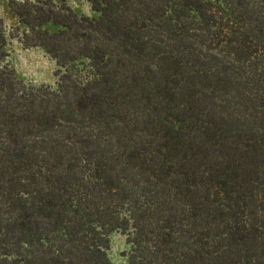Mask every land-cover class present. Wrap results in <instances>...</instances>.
Segmentation results:
<instances>
[{
  "label": "trees",
  "instance_id": "16d2710c",
  "mask_svg": "<svg viewBox=\"0 0 264 264\" xmlns=\"http://www.w3.org/2000/svg\"><path fill=\"white\" fill-rule=\"evenodd\" d=\"M9 0L57 87L5 61L0 264H264V0Z\"/></svg>",
  "mask_w": 264,
  "mask_h": 264
},
{
  "label": "rangeland",
  "instance_id": "374dc122",
  "mask_svg": "<svg viewBox=\"0 0 264 264\" xmlns=\"http://www.w3.org/2000/svg\"><path fill=\"white\" fill-rule=\"evenodd\" d=\"M68 5L79 15L95 17L97 14L91 9L86 0H66ZM9 0H0V17L4 21L7 35L5 61L14 70L15 76L25 85L40 87H57L56 63L41 48H25L18 39L14 38L15 27L18 24L17 17L8 8ZM109 247L107 249L108 259L113 264H128L131 246L127 235L121 232H113L109 236Z\"/></svg>",
  "mask_w": 264,
  "mask_h": 264
}]
</instances>
